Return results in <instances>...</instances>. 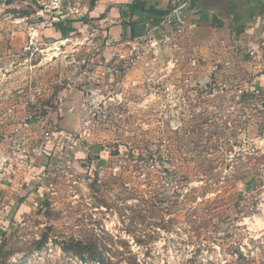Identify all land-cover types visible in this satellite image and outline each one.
I'll list each match as a JSON object with an SVG mask.
<instances>
[{
    "label": "rangeland",
    "instance_id": "rangeland-1",
    "mask_svg": "<svg viewBox=\"0 0 264 264\" xmlns=\"http://www.w3.org/2000/svg\"><path fill=\"white\" fill-rule=\"evenodd\" d=\"M234 1L247 21L253 7ZM85 34L0 52V264H91L63 250L81 241L102 247L109 264H264V94L235 97L257 75L240 66L224 75L227 95L194 100L192 117L174 118L152 93L176 76L149 84L139 64L122 79L101 75L94 116L80 112L83 94L70 97L84 91L81 61L111 55ZM63 90L77 107L58 145L44 132L65 126L51 114Z\"/></svg>",
    "mask_w": 264,
    "mask_h": 264
},
{
    "label": "built area",
    "instance_id": "built-area-1",
    "mask_svg": "<svg viewBox=\"0 0 264 264\" xmlns=\"http://www.w3.org/2000/svg\"><path fill=\"white\" fill-rule=\"evenodd\" d=\"M9 0H4L6 3ZM15 1V0H13ZM36 6L35 16L44 18L43 22L31 27L30 45H39V26H50L57 22H62L70 17L84 14V9L79 4H70L67 0H26ZM190 0H172L170 12L160 18L159 21L146 23V32L143 35H136L124 41H113L101 43L100 50L110 49V60H99L98 65L90 64L86 60L81 61V87L85 96L79 105V110L97 115L100 105L96 102L94 89L101 84L102 76L110 75L117 79L127 76L137 65L148 71L147 82L149 84H159L162 79L174 73L177 80L175 82L161 83L162 87L153 90L152 96L165 103L164 108H169L170 117L181 118L192 117L190 105L194 100L223 97L233 87V80L230 76L224 78L226 74H234L240 66L246 67L253 75L264 76V35L260 37L261 44L257 40L252 44H245L243 40L229 41L219 39L207 44H197L193 47L194 56H189L190 52L184 46V42L189 39L192 33L200 26V19H195V11L188 10ZM46 18V19H45ZM41 21V20H40ZM85 35H97V31ZM209 51L210 57L201 54V48ZM27 49H30L27 47ZM167 63L161 68V63ZM202 61V62H201ZM202 63L204 65H202ZM206 66L209 71V80L204 84L205 88L199 90L197 81L193 79L194 71L198 67ZM202 69V68H201ZM162 76L155 79L156 73ZM244 80L241 84H247ZM252 81L249 86L235 91V97L240 103L247 95V88H252ZM237 87V86H236ZM250 87V88H249ZM34 99H32L33 101ZM60 103L62 102L61 99ZM33 122V116L27 115L24 122L18 129L29 131ZM46 139L58 141V145L64 139L70 140V135L66 132L46 129L44 132ZM21 144H25V135L21 137ZM77 146V142L74 143ZM64 146V145H62ZM22 147H18V152ZM26 154V149L21 151Z\"/></svg>",
    "mask_w": 264,
    "mask_h": 264
},
{
    "label": "crops",
    "instance_id": "crops-1",
    "mask_svg": "<svg viewBox=\"0 0 264 264\" xmlns=\"http://www.w3.org/2000/svg\"><path fill=\"white\" fill-rule=\"evenodd\" d=\"M3 1L0 0V26L3 27V30H0V40L1 42L6 40L5 43L9 46L4 48V43H0V49H2L0 52H5V56H15L17 55L16 52L27 49L31 34L27 31L33 26L36 27V24L43 22L44 18L35 16L36 6L31 2L9 0L4 3ZM92 1L67 0L70 4H79L83 7L84 14L70 17L61 22L63 26L72 30L62 31L57 27L58 22L50 26H39V43L42 44L45 41L58 38L63 39L66 35L81 32L92 33L93 30L97 31L101 43L124 41L136 35L145 34L146 23L159 21L172 9V0H96L95 4ZM247 2L251 4L254 10L252 15H248L247 21H244L246 16L236 12L237 1L197 0L194 17L200 19V26L184 42L187 50L191 51L189 56H194L193 47L197 44H207L219 39L229 41L230 37L227 38L225 35L252 36L251 44L257 40L261 44L260 37L264 35V0H248ZM246 38L248 37H244V39ZM107 51L110 52V49ZM201 54L207 58L210 57L209 51L204 47L201 48ZM202 65L204 64L202 63ZM201 68L191 69L194 71L193 79L207 83L209 71L206 66ZM252 85L255 94H264L263 75H257ZM64 91L67 90H63L61 93L62 102L59 110L55 113L51 112V114L53 118L55 116L64 118L65 126L61 125V131L70 135L67 128L69 129V120L75 116L74 112L77 106L69 100L74 97L78 99L82 94L84 97L85 92L79 90V93H72V97L69 98V95H66Z\"/></svg>",
    "mask_w": 264,
    "mask_h": 264
},
{
    "label": "trees",
    "instance_id": "trees-1",
    "mask_svg": "<svg viewBox=\"0 0 264 264\" xmlns=\"http://www.w3.org/2000/svg\"><path fill=\"white\" fill-rule=\"evenodd\" d=\"M47 242V236L45 235L42 240L35 243L36 249L40 250ZM104 248L105 245L103 246ZM1 250V249H0ZM65 252H73L79 256L85 263L87 260L91 261V264H109L110 261L105 257V253L102 247L97 244L87 243L84 241L63 247ZM121 264H140L135 259Z\"/></svg>",
    "mask_w": 264,
    "mask_h": 264
},
{
    "label": "water",
    "instance_id": "water-1",
    "mask_svg": "<svg viewBox=\"0 0 264 264\" xmlns=\"http://www.w3.org/2000/svg\"><path fill=\"white\" fill-rule=\"evenodd\" d=\"M92 2H93V4H95L96 0H93ZM196 2H197V0H192V1L190 2V5H189L188 10H194V8L196 7ZM57 27H58L59 29H61L62 31L72 30L71 28H68V27L63 26V25L61 24V22H58V23H57Z\"/></svg>",
    "mask_w": 264,
    "mask_h": 264
},
{
    "label": "bare ground",
    "instance_id": "bare-ground-1",
    "mask_svg": "<svg viewBox=\"0 0 264 264\" xmlns=\"http://www.w3.org/2000/svg\"><path fill=\"white\" fill-rule=\"evenodd\" d=\"M61 44H62V45H64V44H65V42H62ZM57 46H59V48H60V45H57ZM59 48H57V49H59ZM54 49H55V48H54Z\"/></svg>",
    "mask_w": 264,
    "mask_h": 264
}]
</instances>
